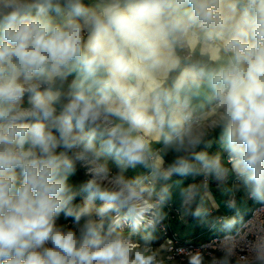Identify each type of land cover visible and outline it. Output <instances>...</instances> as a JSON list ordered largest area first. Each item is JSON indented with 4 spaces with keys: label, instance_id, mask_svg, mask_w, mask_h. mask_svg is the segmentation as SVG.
<instances>
[{
    "label": "clouds",
    "instance_id": "9594fccd",
    "mask_svg": "<svg viewBox=\"0 0 264 264\" xmlns=\"http://www.w3.org/2000/svg\"><path fill=\"white\" fill-rule=\"evenodd\" d=\"M230 175L264 202V0H0V264H155L167 181ZM217 250L264 264V235Z\"/></svg>",
    "mask_w": 264,
    "mask_h": 264
},
{
    "label": "rangeland",
    "instance_id": "374dc122",
    "mask_svg": "<svg viewBox=\"0 0 264 264\" xmlns=\"http://www.w3.org/2000/svg\"><path fill=\"white\" fill-rule=\"evenodd\" d=\"M138 170V172L141 174H145V169H143L142 167H137L136 168ZM80 175L84 176L83 171H79ZM126 175L129 176L130 174L128 172H126ZM130 177V176H129ZM86 178V177H85ZM190 183H196L199 186L200 189V193L202 194V198L199 202V204H201L204 208H208L209 205H211V201L210 199H208V195L210 194L209 192L212 193L213 196H218L217 198V202L219 203V207L221 209V212L224 215H227L228 218L226 219H232L234 221L233 226L231 228H237L239 227L243 221L248 217L249 214H247V210L249 209V206L251 205V202L248 201H238V203L236 204V208L238 209V212L236 210H230L227 206H226V200L224 199V193H228L227 192V188L225 186L224 183H222V187L220 189H212L210 191L209 186L203 185L200 177H197L195 179L192 180H186V179H182V178H178V177H174L170 182H167L168 185L171 186V191L173 193V198L172 200L169 202V204L171 203V206L169 207V205H166L162 208V212L163 209H166V214L164 215V220L166 222H169V225L171 229V231L173 230L175 233H177L178 235H180L182 238L186 239L189 237H193L195 239H198L199 241H203V240H208L210 239L212 236H218V235H222L221 229L218 228L219 226H221L220 224H218L215 219H210L209 217H207L204 220L201 219H194L191 221H188V223L186 225L182 224L180 222L179 217L178 218H174V219H170L171 216H173V214L175 215H181V211H180V201H179V196L178 193L181 189V187L186 186ZM159 187V186H158ZM229 189H231V183L228 186ZM229 191V190H228ZM253 206L255 205H259L262 204L264 202H259V201H255L252 202ZM179 212V213H177ZM70 221H65L63 218H61V220L59 221V223H69ZM211 227H215V230L210 232L209 229ZM223 227V226H222ZM128 229H130L127 225H125L123 227V232L127 233V235H131V238L133 240L134 243H138L143 245L144 241L141 239L142 235H143V230H141V232H137V233H132V230L130 229L129 231H127ZM225 230H223L224 232ZM233 232V230H228L225 233H231ZM154 239L151 242V254L155 255V264H188V260L187 261H181V260H171L169 257V253L167 251V239L166 236L163 235L158 228L156 229V231L153 234ZM206 264V263H205Z\"/></svg>",
    "mask_w": 264,
    "mask_h": 264
},
{
    "label": "built area",
    "instance_id": "2783aa9c",
    "mask_svg": "<svg viewBox=\"0 0 264 264\" xmlns=\"http://www.w3.org/2000/svg\"><path fill=\"white\" fill-rule=\"evenodd\" d=\"M200 179L204 185L210 183V180L205 181L202 177H200ZM167 205L170 207L171 203ZM70 223L71 222H69V224ZM157 228L166 236L167 251L171 260L187 261L188 250H200L204 253L205 263L209 264L211 256H219L221 254L217 250L218 248L234 247L238 254L244 255L246 254L249 242L254 240L258 235H264V203L255 205L248 217L235 231L215 236L206 241H196L179 237L176 233L171 231L165 220H163ZM233 264H235V260Z\"/></svg>",
    "mask_w": 264,
    "mask_h": 264
},
{
    "label": "crops",
    "instance_id": "0c3cea01",
    "mask_svg": "<svg viewBox=\"0 0 264 264\" xmlns=\"http://www.w3.org/2000/svg\"><path fill=\"white\" fill-rule=\"evenodd\" d=\"M196 103H200L202 101H195ZM212 142H216V148L214 149H211V153H219L222 157V162L225 163V165L227 167H230L229 165H227V154L225 152H223V150L219 147V144L217 142V138H216V135L212 137V139L210 140ZM154 148H159L160 145H156L154 144L153 145ZM171 159H172V156L169 155L166 160L168 162H171ZM174 177L176 176H173L169 181L167 182H170ZM163 183V182H162ZM231 183V189L228 188L229 184ZM226 188L229 190H227L228 193H224V199L226 200V202L229 200V199H233L234 197V200L236 201V204L238 203V201H248L250 202L252 199H249L248 196H247V193L243 187V185L235 178L234 175H230L228 177V179L224 182ZM204 185V184H203ZM222 184H218L216 181L212 180V183H211V187L209 186L210 188V191L214 188V189H220L222 186ZM210 194L208 195V199H210L211 201V205L208 206V208H206L208 211H209V215L208 217L210 219H212L213 217H219L220 215H222L223 213L221 212V209L219 207V203L217 202V198L220 196H213L211 192H209ZM236 196V198H235ZM226 204V203H225ZM166 209L164 208L163 209V214L165 215L166 214ZM180 219V222L184 225H186L188 223V221H190V217L191 215L189 216H186V217H182L179 213V215H175L173 214V216L170 217V219H176L178 218ZM168 226L170 227L169 225V222H167ZM171 228V227H170ZM172 229V228H171ZM173 231V230H172ZM174 232V231H173ZM175 233V232H174ZM177 234V233H176Z\"/></svg>",
    "mask_w": 264,
    "mask_h": 264
},
{
    "label": "trees",
    "instance_id": "16d2710c",
    "mask_svg": "<svg viewBox=\"0 0 264 264\" xmlns=\"http://www.w3.org/2000/svg\"><path fill=\"white\" fill-rule=\"evenodd\" d=\"M213 136H215V134L210 135V136L208 137V139L211 140ZM214 148H216V142H213V143H212V147H211V149H214ZM211 149H208V151H210ZM210 152H211V151H210ZM127 172L130 174V175H129L130 177H135V176H137V175H140V173L138 172L137 169H128ZM176 177L181 178V177H179V176H176ZM85 179H86V178H85L84 176L80 175V172L78 171L77 174L71 178V182L74 183V184H80V183H82ZM182 179L192 180L193 178L189 177V178H182ZM211 183H212V180H210V183H209L208 185H206V186H210V187H211ZM201 198H202V194L200 193V198L198 199V203L200 202ZM235 198H236V196H235ZM250 202H251V203H250L251 205L249 206V209L247 210V214H250L251 211H252V209H253V207H254V206H253V203H252V202H254V200H251ZM193 207H195V206H193ZM226 218H228V216H227V215H224V214L220 215L219 217H213V219H215V221H216L218 224L221 225V226H219L218 228L221 229L222 234H225V232L228 231V230H233V231H235V230L238 228V227H237L236 229H235V228L225 229L224 226H223V221H224ZM194 219H196V218H193L192 216L190 217V221H191V220H194ZM222 226H223V227H222ZM129 230H130V229H128L127 231H129ZM214 230H215V227H211V228L209 229L210 232H212V231H214ZM223 230H225V231L223 232ZM122 231H123V230H122ZM125 234L127 235V233H125ZM177 235H178V234H177ZM178 236L181 237L180 235H178ZM213 237H215V236H212L211 238H213ZM181 238H182V237H181ZM211 238H210V239H211ZM183 239H184V238H183ZM186 239H193V240L199 241L198 239H195V238H193V237H189V238H186ZM208 240H209V239H208ZM203 241H206V240H203Z\"/></svg>",
    "mask_w": 264,
    "mask_h": 264
}]
</instances>
